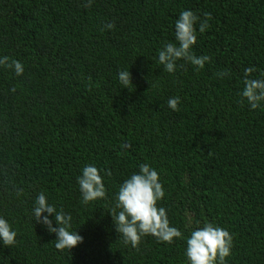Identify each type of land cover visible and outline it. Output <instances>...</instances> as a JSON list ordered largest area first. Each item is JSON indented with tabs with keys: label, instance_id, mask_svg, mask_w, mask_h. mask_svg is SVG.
Returning <instances> with one entry per match:
<instances>
[{
	"label": "trees",
	"instance_id": "trees-1",
	"mask_svg": "<svg viewBox=\"0 0 264 264\" xmlns=\"http://www.w3.org/2000/svg\"><path fill=\"white\" fill-rule=\"evenodd\" d=\"M86 3L0 0V57L24 65L20 76L0 68V216L17 232L15 245L0 241V264H189L186 239L206 223L233 235L226 264H264V102L253 110L241 95L245 69L264 78V0ZM184 10L211 14L192 49L211 59L170 74L158 54ZM89 164L107 196L84 204L77 178ZM141 164L159 173L158 207L182 233L171 244L146 236L132 248L116 231L118 188ZM41 192L72 216L78 246L58 251L35 221Z\"/></svg>",
	"mask_w": 264,
	"mask_h": 264
},
{
	"label": "clouds",
	"instance_id": "clouds-1",
	"mask_svg": "<svg viewBox=\"0 0 264 264\" xmlns=\"http://www.w3.org/2000/svg\"><path fill=\"white\" fill-rule=\"evenodd\" d=\"M92 3L93 0H87L83 6L90 8ZM209 20L210 13H205L203 19L190 10L180 13L175 23L176 42L165 43L158 54L159 63L164 66L165 71L174 73L178 61L189 62L197 69H202L205 63L210 61L211 57L206 55L197 57L192 51L197 41V25L199 32L204 33L210 27ZM114 27V23L108 22L102 30H112ZM180 66L183 67L182 64ZM0 68L11 69L17 76L24 73V65L8 56L0 57ZM255 71L256 69L252 67L245 69L246 78L243 80L244 88L241 93L253 110L264 102V78H248ZM228 75L226 70L216 73L217 78ZM118 79L124 88L130 85L133 87L129 70L118 72ZM10 90L16 91L15 87ZM167 103L171 110L179 111V97H172ZM106 174L111 175L110 172ZM77 183L84 204L105 199L107 196L100 169L94 165L89 164L83 168ZM22 192V189L18 190L16 195L20 196ZM164 196L165 191L160 183L159 173L149 164L139 165V171L134 172L119 186L111 217L114 218L116 231L123 237L125 244L137 248L146 236L168 244L173 243L174 239L182 238L181 231L170 226L166 209L158 207V202ZM33 215L37 223H41L50 234H55L54 246L58 251H69L82 243L83 238L72 230V216L66 214L63 208L57 209L55 205L49 204L43 192L36 197ZM53 216L57 227H53V221L49 219ZM16 237L17 232L13 230L12 225L0 216V241L3 245L5 247L15 245ZM232 248L233 235L226 228L206 223L203 227L191 231L186 239L185 255L189 264H226V258L231 255Z\"/></svg>",
	"mask_w": 264,
	"mask_h": 264
}]
</instances>
